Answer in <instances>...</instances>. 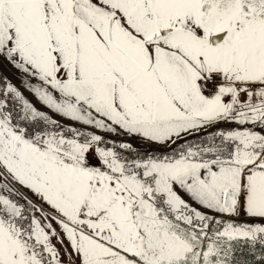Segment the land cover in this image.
Here are the masks:
<instances>
[{
	"label": "snow or ice",
	"instance_id": "obj_1",
	"mask_svg": "<svg viewBox=\"0 0 264 264\" xmlns=\"http://www.w3.org/2000/svg\"><path fill=\"white\" fill-rule=\"evenodd\" d=\"M0 58L72 122L0 77V264H264V0H0Z\"/></svg>",
	"mask_w": 264,
	"mask_h": 264
},
{
	"label": "rangeland",
	"instance_id": "obj_2",
	"mask_svg": "<svg viewBox=\"0 0 264 264\" xmlns=\"http://www.w3.org/2000/svg\"><path fill=\"white\" fill-rule=\"evenodd\" d=\"M23 76V73H21L20 71H18L17 69H15L11 64H9L7 61L3 60L2 58H0V77H7L16 87H18L23 93L24 95L33 103L35 104V106L42 110L47 112L49 115H52L55 119L60 120L62 123L64 124H71L72 122L70 120H67L63 117H61L60 115L52 112L51 110H49L46 106H44L38 99L37 97L30 91L28 90L25 85L22 83L21 77ZM31 79V78H29ZM33 83H35L36 81H32ZM225 125H221V127H224ZM107 135V134H106ZM111 139L113 140H128L130 143H132L134 146L140 148L141 150L147 149V148H155V145H146V144H142L139 140H137L136 138H131L129 139V137L124 136V137H120V136H110ZM22 191L27 192V195L32 197L33 200H36V197L32 195L31 192H28L27 189H22ZM36 202L39 204L41 203L39 200H36ZM45 208H47L48 206L45 204L43 205ZM240 220L245 219L243 216L239 217ZM55 243V240L53 241ZM65 243H67V241H65ZM57 247H60L59 244H57ZM64 249H61V252L63 253ZM68 257L64 256V260H65V264H67L68 261Z\"/></svg>",
	"mask_w": 264,
	"mask_h": 264
}]
</instances>
